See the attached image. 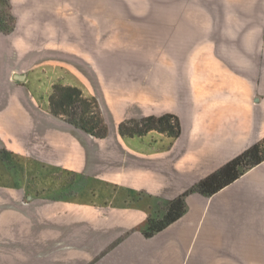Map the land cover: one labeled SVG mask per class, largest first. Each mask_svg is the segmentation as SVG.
Listing matches in <instances>:
<instances>
[{
  "label": "crops",
  "instance_id": "crops-1",
  "mask_svg": "<svg viewBox=\"0 0 264 264\" xmlns=\"http://www.w3.org/2000/svg\"><path fill=\"white\" fill-rule=\"evenodd\" d=\"M51 1L0 0V71L4 57L16 61L0 77V264H163L162 254H142L167 238L141 234L148 216L264 138V0H202V10L167 14L174 41L153 60L125 40L102 61L108 75L96 85L113 127L170 114L180 124L176 138L121 137L110 124L99 138L38 104L28 73L35 39L70 37L78 54L96 60L98 52L93 11L84 27ZM61 172L69 180L52 186ZM195 194L185 200L188 213L195 198L262 205L264 162L209 197Z\"/></svg>",
  "mask_w": 264,
  "mask_h": 264
},
{
  "label": "rangeland",
  "instance_id": "rangeland-1",
  "mask_svg": "<svg viewBox=\"0 0 264 264\" xmlns=\"http://www.w3.org/2000/svg\"><path fill=\"white\" fill-rule=\"evenodd\" d=\"M51 2L52 10L60 12L62 17L72 20L75 14L81 16L84 27L87 26L88 20H92L91 11H93V20L99 29L97 37L99 42L94 41L95 45L98 44V52L94 54L96 60L87 52L78 54L76 43L70 37L65 42L59 37H52L53 39L46 42L42 38L35 39L38 50L35 53L33 70L28 72L33 94L39 105L49 108V99L58 87H72L80 92L83 99H87V103L90 104L88 113L99 114L101 125L109 127L110 124L112 126L110 129L115 128V130L118 123L113 127L112 118L107 117V108L96 85V78L101 82V78L108 75L100 69L101 63L112 60L116 47L125 40L130 41L134 47L137 45L143 49L145 56L153 60L156 52L160 53V48L169 47L174 41L170 29L166 28L171 23L170 19H167V14L180 15L190 13L191 9L203 8L202 0L197 2L196 0H78V2L52 0ZM6 23L11 25L10 22ZM73 28L67 25V33L72 32ZM76 34L74 36L78 40ZM90 44L91 37H87L80 45L88 48ZM64 45L67 53L59 55V46ZM119 56H123V53H119ZM162 56L166 55L162 54ZM2 62L5 68L1 69L0 77L7 69L16 65V61H9L6 57ZM106 96L109 105L115 106L114 100ZM61 117L66 120L64 116ZM138 118L136 117L137 120ZM154 137L156 141L159 139L157 134H154ZM147 139L151 143L155 141L154 138ZM50 180L52 186L55 183L63 185L69 180V176L61 172L52 175ZM193 195L196 194H187L185 200H190ZM166 199L172 200V198ZM195 200L198 201L193 203L197 206V210L193 209L188 213V205L185 203L184 220L171 229V232L169 230L156 234L155 238H167L162 239L163 241L158 243L152 253L144 251L143 255L162 254L163 264H264V204L260 205L257 200H250L246 207L241 208L240 203L236 204L229 199L223 205L215 202L211 206L210 202L206 203L196 198ZM204 221L205 226L202 227ZM218 225V229H215ZM212 226L215 228L210 229ZM201 227V234L198 235ZM140 264L160 263L154 258L152 260L148 258Z\"/></svg>",
  "mask_w": 264,
  "mask_h": 264
},
{
  "label": "trees",
  "instance_id": "trees-1",
  "mask_svg": "<svg viewBox=\"0 0 264 264\" xmlns=\"http://www.w3.org/2000/svg\"><path fill=\"white\" fill-rule=\"evenodd\" d=\"M49 108L57 116H64L72 124L95 137H104L106 128L101 125L99 114L88 113L90 104L80 92L72 87H58L49 99ZM155 131L176 138L180 134L178 119L170 114L146 117L139 120L121 122L118 132L121 137H141ZM264 162V138L228 161L218 170L196 183L189 191L169 200L161 211L157 208L140 227L141 234L151 238L177 221L185 213V197L197 193L209 197L230 185L244 173Z\"/></svg>",
  "mask_w": 264,
  "mask_h": 264
},
{
  "label": "water",
  "instance_id": "water-1",
  "mask_svg": "<svg viewBox=\"0 0 264 264\" xmlns=\"http://www.w3.org/2000/svg\"><path fill=\"white\" fill-rule=\"evenodd\" d=\"M18 78L22 79V76H17Z\"/></svg>",
  "mask_w": 264,
  "mask_h": 264
}]
</instances>
